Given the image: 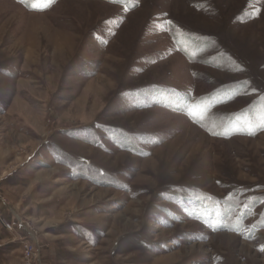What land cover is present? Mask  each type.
<instances>
[{"label":"rangeland","instance_id":"obj_1","mask_svg":"<svg viewBox=\"0 0 264 264\" xmlns=\"http://www.w3.org/2000/svg\"><path fill=\"white\" fill-rule=\"evenodd\" d=\"M112 1L0 0L6 263L264 264V0Z\"/></svg>","mask_w":264,"mask_h":264},{"label":"crops","instance_id":"obj_2","mask_svg":"<svg viewBox=\"0 0 264 264\" xmlns=\"http://www.w3.org/2000/svg\"><path fill=\"white\" fill-rule=\"evenodd\" d=\"M17 1L20 2L21 4H30L32 6L31 8H33L36 11H49L50 7L52 8L53 3H55L56 0L54 2H52L50 5H47V7L44 9L39 7V5L34 2L35 0H29V2H28V0H17ZM15 98L16 97H14L12 102L7 105V109H6L5 113H10V111L12 113V112H17L18 110H20V109L15 107V103H21V102L19 99H17V98L15 99ZM21 116H22V114H21ZM8 154H10L8 147L5 150L0 151V157H2L1 159H4L2 161L0 160V164L3 165L4 161L6 162L9 159ZM70 170H72V169H70ZM0 239H1V243H0V264H8V263H6V261H8L9 256L12 253L16 252V250L18 249L17 242L11 241V238L7 237L6 232L2 229L1 226H0Z\"/></svg>","mask_w":264,"mask_h":264},{"label":"trees","instance_id":"obj_3","mask_svg":"<svg viewBox=\"0 0 264 264\" xmlns=\"http://www.w3.org/2000/svg\"><path fill=\"white\" fill-rule=\"evenodd\" d=\"M113 3H120V2H117V0L116 1H112ZM121 5H123L124 7H127L126 6V4L124 3V2H122L121 1V3H120ZM159 91V90H158ZM155 92H157V91H155ZM170 94V93H169ZM171 95V94H170ZM170 95H168L169 97H170ZM166 97H167V95H166ZM139 98V94H137L136 96H134L132 99L134 100V99H138ZM132 100V101H133ZM176 103V102H175ZM3 104L4 103H2V102H0V115H3L4 113H5V110H6V108L4 109V108H2V106H3ZM175 107H177V109L176 110H178V111H180L179 109H178V106L177 105H175ZM90 131V130H89ZM84 134H86V133H84ZM86 142L88 143V141L90 142V143H92V141H91V139L89 138V140H88V138L86 137ZM128 140H130V142H129V144H130V148H131V150L135 153V154H138V153H140V148H138V147H136V146H134L133 144H131L132 142H133V140L131 139V138H128ZM118 141H120V140H118ZM94 144V143H93ZM95 146L96 147H98V146H100V143L98 142V143H96L95 144ZM126 147V146H125ZM71 169L74 171V167L72 166L71 167Z\"/></svg>","mask_w":264,"mask_h":264},{"label":"built area","instance_id":"obj_4","mask_svg":"<svg viewBox=\"0 0 264 264\" xmlns=\"http://www.w3.org/2000/svg\"><path fill=\"white\" fill-rule=\"evenodd\" d=\"M5 228H7V230L11 231L12 230V227L9 223H5L4 224ZM26 247V244L25 243H22V249L24 248V251H25V255H24V264H26L27 262H29V256H26V252L28 251Z\"/></svg>","mask_w":264,"mask_h":264}]
</instances>
